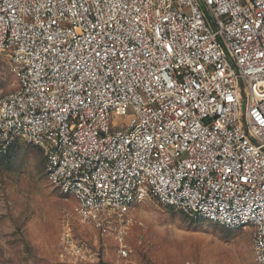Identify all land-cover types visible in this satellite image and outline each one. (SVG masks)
Instances as JSON below:
<instances>
[{"label": "built area", "instance_id": "1", "mask_svg": "<svg viewBox=\"0 0 264 264\" xmlns=\"http://www.w3.org/2000/svg\"><path fill=\"white\" fill-rule=\"evenodd\" d=\"M0 53L15 79L0 156L39 149L118 256L128 213L154 200L248 226L264 264V0H0ZM61 238L63 264H100L96 241Z\"/></svg>", "mask_w": 264, "mask_h": 264}, {"label": "rangeland", "instance_id": "2", "mask_svg": "<svg viewBox=\"0 0 264 264\" xmlns=\"http://www.w3.org/2000/svg\"><path fill=\"white\" fill-rule=\"evenodd\" d=\"M10 66L0 53V99L15 88ZM127 218L129 250L122 258L111 239L77 222L74 200L46 181L39 149L19 142L0 156V264H63L67 225L81 241L97 242L100 264H258L248 226L227 229L154 200L138 204Z\"/></svg>", "mask_w": 264, "mask_h": 264}]
</instances>
